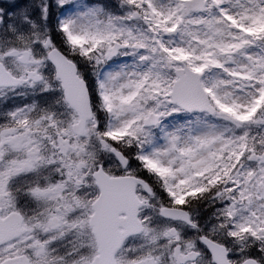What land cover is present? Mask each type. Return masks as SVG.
<instances>
[{
	"label": "snow or ice",
	"instance_id": "6c2138e0",
	"mask_svg": "<svg viewBox=\"0 0 264 264\" xmlns=\"http://www.w3.org/2000/svg\"><path fill=\"white\" fill-rule=\"evenodd\" d=\"M0 264H264V0H0Z\"/></svg>",
	"mask_w": 264,
	"mask_h": 264
}]
</instances>
